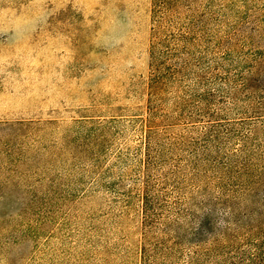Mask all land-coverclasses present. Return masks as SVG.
I'll return each mask as SVG.
<instances>
[{
	"label": "rangeland",
	"instance_id": "rangeland-1",
	"mask_svg": "<svg viewBox=\"0 0 264 264\" xmlns=\"http://www.w3.org/2000/svg\"><path fill=\"white\" fill-rule=\"evenodd\" d=\"M0 264H264V0H0Z\"/></svg>",
	"mask_w": 264,
	"mask_h": 264
}]
</instances>
